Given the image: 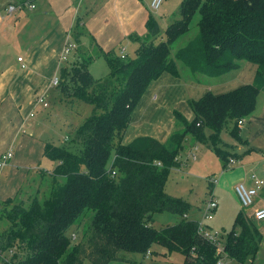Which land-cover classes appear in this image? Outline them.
<instances>
[{
  "label": "trees",
  "instance_id": "obj_1",
  "mask_svg": "<svg viewBox=\"0 0 264 264\" xmlns=\"http://www.w3.org/2000/svg\"><path fill=\"white\" fill-rule=\"evenodd\" d=\"M198 11V33L172 56ZM179 13L181 18L168 25L166 38L159 41L162 28L151 14L147 33L136 36L134 57L103 51L110 69L105 77L91 73V54L71 68L61 66L68 108L84 101L93 104L94 111L75 127V140L82 145L79 153L46 143L44 153L55 163L49 197H36L29 206L14 198L2 202L0 218L11 223L0 233V248L7 251L1 255L3 264H83L86 259L109 264L132 253L147 254L154 243L181 252L185 264H219L223 255L201 233L198 221L184 217L157 229L152 219L157 211L181 213L188 208L166 185L189 136L196 143L210 137L225 169L230 168V158H237V152L218 143L225 129L237 141L242 139L239 121L254 112L264 92V0H182ZM242 60L257 65L254 82L221 93L207 91L191 100L193 119L177 111L181 127L166 143L148 135L123 141L141 97L164 71L178 75L180 61L196 73L219 76L239 68ZM91 210L84 239L74 245L77 234L68 232ZM261 241L257 221L240 213L223 245L224 255L248 264Z\"/></svg>",
  "mask_w": 264,
  "mask_h": 264
},
{
  "label": "crops",
  "instance_id": "obj_2",
  "mask_svg": "<svg viewBox=\"0 0 264 264\" xmlns=\"http://www.w3.org/2000/svg\"><path fill=\"white\" fill-rule=\"evenodd\" d=\"M12 1L15 0H0V155L9 148L14 149L9 164L0 171V202L8 198L16 201L21 199L25 192L23 187H27L31 179L35 181L38 174L43 177V181L48 182L52 178L49 163L45 165V159L49 157L44 153L46 143L52 142V128L45 122L51 113L48 107L38 103L37 96L41 92L48 93L53 88L50 87L51 79L69 61L62 62L60 57L70 29L75 27L76 34L81 36V40L78 38L74 60L88 54L104 58L103 51L114 49L120 53L122 47H126V54L130 56L129 44L138 47L136 36L144 35L147 31L139 29L137 19L147 23L152 14V0H87L80 4L78 0H46L42 12L30 11L28 8L26 12L20 10L8 13L7 5ZM43 15H54L56 23L49 24L40 20L44 19ZM20 56L23 60H18ZM246 61L245 63L243 60L242 66L240 64L231 80L219 81L217 78L234 71L219 76L199 73L209 76L203 77L183 62L178 63V75L164 71L149 84L141 97L123 141L128 143L138 136L152 135L166 143L178 127V123L174 125V122L178 119L176 112L179 110L174 105L183 104L188 97L189 110L185 107V117L191 120L194 117L191 100L212 90L210 86L202 84L203 80L208 85H218L222 87L220 89L229 90L254 82L257 65ZM186 67L192 72L190 74L186 71L188 80L182 77V71L187 70ZM89 68L95 77L93 59ZM247 68L250 72L242 76L239 72ZM210 80L216 81L211 83ZM169 99L175 100V103L169 104ZM146 118L150 119L143 123ZM153 121L159 122L155 134L146 130ZM137 123L143 124L137 126ZM239 125L242 139L233 147V151L237 152L238 162L226 169L223 165V179L228 181L236 200L237 183L244 182L249 187L258 188L249 211V217L255 219V210L264 206V184L257 183L258 179L264 180V92L258 96L254 112ZM252 173L256 174L255 178ZM47 174L51 176L50 179ZM218 178L220 181L219 176ZM22 199L19 201H23ZM257 222L262 241L256 258L264 251V220ZM223 245L220 242V246ZM222 255L226 259L227 255Z\"/></svg>",
  "mask_w": 264,
  "mask_h": 264
},
{
  "label": "rangeland",
  "instance_id": "obj_3",
  "mask_svg": "<svg viewBox=\"0 0 264 264\" xmlns=\"http://www.w3.org/2000/svg\"><path fill=\"white\" fill-rule=\"evenodd\" d=\"M85 1L87 0H78V4H80L81 2L84 3ZM140 1L145 2V0ZM12 2L18 3L19 1L15 0ZM33 2L36 4L37 9L35 8L30 11L42 12V8H45L46 0H33ZM181 3L182 0H165L159 11L150 10L152 12V15L159 21L160 26L162 28L161 37L157 39L158 41L161 38H166L165 32L168 25L175 21L176 18H181V15L179 13V7ZM27 9L28 8H25L23 9V11L26 12ZM43 17L44 19L41 18L40 20L49 22V24L56 23V18L54 17V15H43ZM200 18L201 13L198 11L191 20L190 29L188 33L179 38L178 41L175 43V49L172 53V56L175 57L176 49L186 44V42L190 38L194 37L198 33V22ZM137 20L139 29H147L146 22L144 20L141 22L140 18ZM68 35L70 36V38H72V41L75 42L76 45L79 42L78 40H81V36H78L76 34L75 27L73 29H70V33ZM77 47L69 55V61H65L67 63H65L64 66L71 68V66H73V64L76 62L73 57L78 49ZM136 47L137 45L129 44L130 56H135ZM88 55H84L83 57H86ZM242 62L243 60L240 62L241 66ZM244 62L246 63L247 61L244 60ZM93 65V73L96 78L105 77L110 72L109 65L105 58H103L102 56H93ZM186 69L187 70L182 71V77H184L183 79L189 78L188 72L186 71H189L190 74L192 73L187 67ZM236 70L237 69L232 70L234 72L217 78V80H231V77L233 73L236 72ZM249 72L250 70L247 68L246 70L244 69L239 73H242L243 76ZM198 75H202L203 77H209L199 73ZM210 81L211 83H214V81L216 80ZM202 84L206 85L207 87L210 86V88L212 89L211 91L214 90L213 92L216 93L229 91V89H220L222 87L218 85H208V83H205L204 80L202 81ZM231 84H233V82ZM65 92L66 90L64 88V85L61 83L57 87H53L47 93L46 99L50 104L48 109L51 114L49 118L45 120V122L49 124L50 128H52V137L50 139L52 142L62 147L68 148L73 152L79 153L82 149V145L80 142L75 140V127L79 123H81L86 117L93 113L94 105L88 102L78 101L75 104V108H68L69 104H67L66 100L64 99ZM43 93L44 92H41L40 94H38V96ZM156 93L154 92V94ZM170 97L172 98V96ZM174 101L172 99H169V104H174ZM174 106H176L175 108H178V110L185 116V107H187V110H189L188 97L184 100L183 104L180 103ZM149 119L150 118H146L143 123L147 122ZM143 123H137V126H141V124ZM158 123V121H153V123L147 126L146 130L149 133L155 134V128L158 127ZM176 123H178V127H176L177 130L179 128V125L181 124L179 118H176V122H174V125ZM220 137L221 141L220 144L218 143V146L224 147L230 152H233V147H236L237 140L233 137L231 132L228 129H225ZM208 139V142L199 141L196 143L195 140L191 136H189L188 140L185 143V147L180 151L177 156L178 164H176V166L171 169L169 174L166 190L170 194L179 197L185 202H187L188 208L181 213H177L175 211L170 210L157 211L153 215L152 224L157 229H162L166 226L176 224L177 222L184 219V217H187L190 220L203 222L207 227V230L213 236H215L218 241L220 240L219 242H221L223 245L228 237L229 232L232 230L239 214L242 213L243 216L248 219L250 215L249 211L251 210V208L250 206L244 207L239 197L238 200L233 197V193L231 192L228 181L223 179V161L218 156L215 146L211 142L212 140L210 139V137H208ZM194 154L197 155L196 158H194ZM114 155L115 153H112L108 163L109 166L113 162ZM48 163L50 166V170H52L55 163L49 158H46L45 165H47ZM217 176L220 177V181L217 184H213L211 178H216ZM47 177L48 179H50L51 176L47 174ZM52 179L53 178L48 180V182L46 180L43 181V177H41L40 174L37 175L35 181H32L31 179L27 187H23L25 192L22 195L24 199L20 197L23 200L21 203H23L25 206H29L32 204L36 197H38L40 201H43L47 197H49L51 192V184L53 181ZM212 196H214L218 200L219 205L215 210L212 211V216L206 219L205 211L208 202L210 201ZM2 206V202H0V208ZM92 216L93 211L91 210L90 213H88L86 217L83 218L81 224L76 225L69 230L68 233L70 235H72V233L74 232L77 234V238L72 239V243L74 245L84 239L85 232L87 231L89 223L91 222ZM10 224L11 223L7 219L0 218V233L3 232L6 228H8ZM262 248L263 247H261V249ZM164 251H166V253H164ZM1 255H7V251H4L2 254H0V264H3V259ZM8 258H10V256ZM184 260L185 257L181 252H168L167 250H165V247L161 244L154 243L151 247V252L149 254H144L143 252H136L128 256V259H115L110 261L109 264H183ZM224 261L228 264H237L235 260L228 257H226ZM247 263L264 264V251L261 252L256 259L249 257ZM83 264H93V262L89 259H86Z\"/></svg>",
  "mask_w": 264,
  "mask_h": 264
},
{
  "label": "built area",
  "instance_id": "obj_4",
  "mask_svg": "<svg viewBox=\"0 0 264 264\" xmlns=\"http://www.w3.org/2000/svg\"><path fill=\"white\" fill-rule=\"evenodd\" d=\"M165 0H152L150 4V8L152 11H159L161 9L162 4L164 3ZM25 8L29 9H35L36 4L33 2V0H19L18 3H10L6 10L8 13H13V12H18L20 10H23ZM77 47L76 43L72 41V38L68 36L67 41L64 45V48L61 53V61L65 62L69 59V55L72 53V51ZM121 54L123 56L126 55V47L121 48ZM18 60H23V57L20 56ZM61 83V77H60V71L54 75V77L50 81V87H57ZM47 93L44 92L43 94L38 96V103H41L44 105V107H49V102L46 99ZM33 114V113H32ZM244 118H242L239 121V124H243ZM14 155V149L9 148L5 152H3L0 155V171L4 169L10 162ZM197 155L194 154V158H196ZM238 162V159L235 157L230 158L229 160V167H232L234 164ZM252 177L255 178L256 174L252 173ZM211 181L213 184H217L219 182L218 176L216 178H211ZM258 185L264 184V180L258 179L257 180ZM236 193L244 207H248L252 205L254 201V196L258 193V188L257 187H249L247 186L244 182L237 183L235 186ZM218 207V200L212 196L210 201L208 202L206 211H205V217L206 219L210 218L212 216V211L215 210ZM254 218L256 221H263L264 220V206L259 207L257 210L254 212ZM199 223V228L201 233L205 236L206 239H209L213 243L217 244V253L219 255H222L224 253V247L220 246V242L216 239L215 236H213L208 230L207 227L203 222H198ZM75 237V236H74ZM14 250H10V253L12 254ZM2 253V249L0 248V254ZM148 254L150 253V250L147 252ZM219 264H225L224 258H220L218 261Z\"/></svg>",
  "mask_w": 264,
  "mask_h": 264
}]
</instances>
